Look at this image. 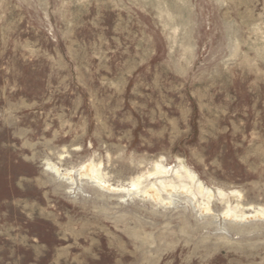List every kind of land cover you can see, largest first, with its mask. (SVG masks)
<instances>
[{
    "label": "rangeland",
    "instance_id": "obj_1",
    "mask_svg": "<svg viewBox=\"0 0 264 264\" xmlns=\"http://www.w3.org/2000/svg\"><path fill=\"white\" fill-rule=\"evenodd\" d=\"M0 264H264V0H0Z\"/></svg>",
    "mask_w": 264,
    "mask_h": 264
},
{
    "label": "bare ground",
    "instance_id": "obj_2",
    "mask_svg": "<svg viewBox=\"0 0 264 264\" xmlns=\"http://www.w3.org/2000/svg\"><path fill=\"white\" fill-rule=\"evenodd\" d=\"M89 166H90L89 169L86 172H84V174L82 173L84 176H86L91 181H97L100 185H103V186H105V187H107L109 189H115V190L120 191V189H118V188H111L108 184H106V182H103L101 180V178L99 177V173L96 170V168H95L94 165H89ZM57 171H58V169H57ZM156 172L161 177L166 176V174H167V171L162 166H159V168L157 169ZM190 178H191L192 181H195L196 180V175L195 174H190ZM140 184H141L140 182L134 181L133 182V187L135 189H138L139 186H140ZM159 184L161 185V188H157L156 187V182H154L152 184H149V186L145 188V191L148 192L150 189H154V195H156L157 197H160V195H161V193H160L161 192V189L162 190H167L168 187H170V189H173L174 190V189L177 188V185L176 184H174L170 180H167L166 178H161L159 180ZM201 186H202V184H201ZM181 187H182V189L185 188L188 192L195 194L191 187H188L186 185H183ZM171 191L169 192L170 194H171ZM170 194H169V196H171Z\"/></svg>",
    "mask_w": 264,
    "mask_h": 264
}]
</instances>
